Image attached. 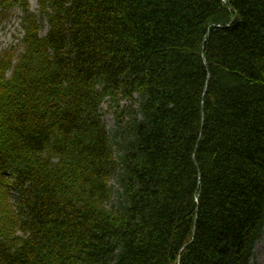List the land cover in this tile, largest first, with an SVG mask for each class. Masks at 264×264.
<instances>
[{
    "label": "trees",
    "instance_id": "obj_1",
    "mask_svg": "<svg viewBox=\"0 0 264 264\" xmlns=\"http://www.w3.org/2000/svg\"><path fill=\"white\" fill-rule=\"evenodd\" d=\"M14 2L0 264H249L264 227V0H37L43 37L26 0H0V15Z\"/></svg>",
    "mask_w": 264,
    "mask_h": 264
},
{
    "label": "rangeland",
    "instance_id": "obj_2",
    "mask_svg": "<svg viewBox=\"0 0 264 264\" xmlns=\"http://www.w3.org/2000/svg\"><path fill=\"white\" fill-rule=\"evenodd\" d=\"M27 10L37 16L38 22L40 24L39 34L44 36L47 33L48 25L46 19L39 15V8L37 0H26ZM19 7L21 3H18L7 16L3 19H0V53L4 51H10L15 53L13 60L19 55L22 51L21 49V39L23 37V31L21 29L20 19L22 16V11ZM15 63H12V66ZM11 72H8V76ZM7 77V76H6ZM124 103L121 102L120 106ZM115 108L112 106L111 102L108 100L105 101L100 108V113L102 120L105 124L107 131L113 134L115 129V117H114ZM249 264H264V228L260 234V238L254 246L253 256Z\"/></svg>",
    "mask_w": 264,
    "mask_h": 264
}]
</instances>
